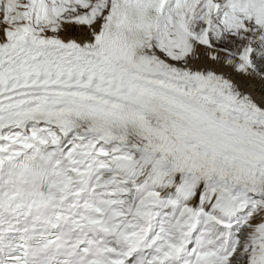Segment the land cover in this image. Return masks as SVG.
<instances>
[{
	"label": "snow or ice",
	"instance_id": "6c2138e0",
	"mask_svg": "<svg viewBox=\"0 0 264 264\" xmlns=\"http://www.w3.org/2000/svg\"><path fill=\"white\" fill-rule=\"evenodd\" d=\"M0 264H264V0H0Z\"/></svg>",
	"mask_w": 264,
	"mask_h": 264
}]
</instances>
